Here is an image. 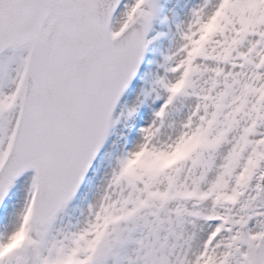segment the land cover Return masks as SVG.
<instances>
[{"label":"snow or ice","instance_id":"1","mask_svg":"<svg viewBox=\"0 0 264 264\" xmlns=\"http://www.w3.org/2000/svg\"><path fill=\"white\" fill-rule=\"evenodd\" d=\"M0 264H264V0H0Z\"/></svg>","mask_w":264,"mask_h":264}]
</instances>
